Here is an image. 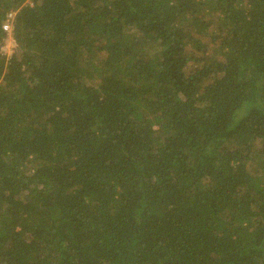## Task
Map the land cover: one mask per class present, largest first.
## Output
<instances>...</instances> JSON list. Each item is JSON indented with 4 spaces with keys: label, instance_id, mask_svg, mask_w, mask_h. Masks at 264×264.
Masks as SVG:
<instances>
[{
    "label": "trees",
    "instance_id": "16d2710c",
    "mask_svg": "<svg viewBox=\"0 0 264 264\" xmlns=\"http://www.w3.org/2000/svg\"><path fill=\"white\" fill-rule=\"evenodd\" d=\"M10 11L0 264H264V0Z\"/></svg>",
    "mask_w": 264,
    "mask_h": 264
},
{
    "label": "rangeland",
    "instance_id": "374dc122",
    "mask_svg": "<svg viewBox=\"0 0 264 264\" xmlns=\"http://www.w3.org/2000/svg\"><path fill=\"white\" fill-rule=\"evenodd\" d=\"M6 26L9 30L8 35L5 38V41L3 42V45L5 46V48H1L0 51L7 53L8 56L12 55L17 47H18V42H16L15 36H14V32H13V25L11 23V21H7L6 22ZM2 45V46H3ZM191 49V45H188V50ZM156 50V49H154ZM200 67V64L194 61H190L187 66H186V71L187 72H191V71H195L196 69H198Z\"/></svg>",
    "mask_w": 264,
    "mask_h": 264
},
{
    "label": "built area",
    "instance_id": "2783aa9c",
    "mask_svg": "<svg viewBox=\"0 0 264 264\" xmlns=\"http://www.w3.org/2000/svg\"><path fill=\"white\" fill-rule=\"evenodd\" d=\"M14 13H15L14 11H10V12H9V14H8V16H9V17H8V21H11L12 17H14ZM6 27H7V26H6ZM2 45H3V44H2ZM1 48L4 49L5 46L3 45V46H1ZM1 50H2V49H1Z\"/></svg>",
    "mask_w": 264,
    "mask_h": 264
}]
</instances>
